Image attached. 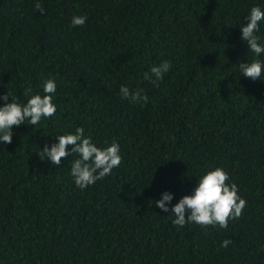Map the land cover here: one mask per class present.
<instances>
[{"label": "trees", "instance_id": "1", "mask_svg": "<svg viewBox=\"0 0 264 264\" xmlns=\"http://www.w3.org/2000/svg\"><path fill=\"white\" fill-rule=\"evenodd\" d=\"M34 3L0 0V95L26 102L51 76L57 111L0 144V264H264V81L238 68L253 59L240 24L264 0H40L43 14ZM165 59L154 87L143 73ZM121 84L148 102L121 99ZM76 127L121 148L120 166L84 190L75 154L59 166L38 155ZM214 167L243 214L173 226L155 201L169 191L175 204Z\"/></svg>", "mask_w": 264, "mask_h": 264}, {"label": "clouds", "instance_id": "2", "mask_svg": "<svg viewBox=\"0 0 264 264\" xmlns=\"http://www.w3.org/2000/svg\"><path fill=\"white\" fill-rule=\"evenodd\" d=\"M35 10L41 14L45 12L40 0H35ZM87 21L85 15H73L70 18L72 26H83ZM246 23L240 24V40L248 45V52L253 59L238 64L240 73L253 81H264V36L261 26L264 25V8L254 4L244 17ZM172 68L170 60H163L159 64L151 65L143 73V79L154 87L159 86L166 73ZM41 92L32 93V88L25 90L26 102H20L13 93L7 90L0 95V144L12 142L13 126L22 124L33 125L36 128L42 120L52 118L57 105L54 97L57 91L55 78L49 76L43 80ZM121 99L130 103H147L149 98L141 88L130 89L121 84L119 87ZM9 98L11 101L9 102ZM100 147L93 142L90 135H86L83 127H76L74 132L57 135L51 145L45 144L39 151L40 158L47 159L52 165H61L62 158L75 154L76 158L70 161V175L75 185L84 190L94 185L98 180L111 174L114 168L122 161L119 142L113 140L105 142ZM71 146V147H69ZM174 194L164 191L161 198L155 201L163 213H170L173 226L182 228L186 223H195L202 227L208 225L226 228L230 219L239 218L246 207V200L238 194V186L232 182L229 173L222 167H214L201 175L190 194L183 195L175 204H172ZM187 213V216H186ZM231 241L225 239L221 246L227 247Z\"/></svg>", "mask_w": 264, "mask_h": 264}]
</instances>
